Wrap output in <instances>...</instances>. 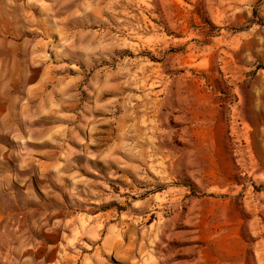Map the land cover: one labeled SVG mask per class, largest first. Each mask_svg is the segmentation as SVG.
<instances>
[{"label":"rangeland","instance_id":"obj_1","mask_svg":"<svg viewBox=\"0 0 264 264\" xmlns=\"http://www.w3.org/2000/svg\"><path fill=\"white\" fill-rule=\"evenodd\" d=\"M0 264H264V0H0Z\"/></svg>","mask_w":264,"mask_h":264}]
</instances>
